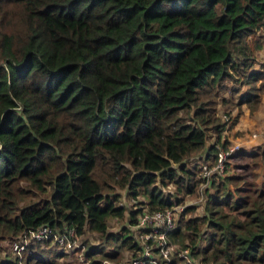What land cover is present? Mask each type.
<instances>
[{
    "label": "trees",
    "instance_id": "obj_1",
    "mask_svg": "<svg viewBox=\"0 0 264 264\" xmlns=\"http://www.w3.org/2000/svg\"><path fill=\"white\" fill-rule=\"evenodd\" d=\"M259 31L264 0H0V250L29 237L41 249L27 264H58L64 252L39 244L57 242L30 237L46 226L101 236L86 258L136 256L130 225L144 207L202 193L203 214L188 204L174 219L167 264H264V188L227 186L244 165L224 176L200 165L226 145L221 82L260 78ZM121 190L145 200L127 208ZM111 218L126 223L111 231Z\"/></svg>",
    "mask_w": 264,
    "mask_h": 264
},
{
    "label": "rangeland",
    "instance_id": "obj_2",
    "mask_svg": "<svg viewBox=\"0 0 264 264\" xmlns=\"http://www.w3.org/2000/svg\"><path fill=\"white\" fill-rule=\"evenodd\" d=\"M258 35L263 43L262 47L256 51L255 55L258 60L253 66V70L258 71L260 78L252 80L251 83L243 82V79L230 80L225 79L221 83L223 87L219 89L218 102L216 104L217 114L222 119L223 122H226L225 128L220 134V141H226V145L217 146L216 156H211L209 158H204V162L201 163L200 159L191 158L190 162H198L203 164H208L211 173L222 174V176L230 173V171L236 172L233 170L235 165H244L239 171L243 173L241 179H236L231 182H227V186L230 189H234L235 186L243 187L250 189L252 192L264 188V31H259ZM253 85V87H252ZM235 89L231 94V89ZM257 94V100L249 102H241V96L244 95L245 91L249 89ZM215 91V88L214 90ZM237 91V92H236ZM222 94V98L220 95ZM241 95V96H240ZM215 141V136L209 135L207 138V143H212ZM263 152V153H262ZM205 151L203 152V154ZM222 154V164H218L219 154ZM263 155H262V154ZM245 167V169H244ZM203 169V167H201ZM204 171V169H203ZM202 171V173H203ZM219 177V176H218ZM173 184H167L163 187L165 192H172L174 190ZM258 192V191H257ZM125 191L121 190V198L118 200V204H122L127 208H138L140 207L139 202L144 201L143 196L138 198H130L125 195ZM204 194L200 195H189L184 199L183 203L176 206L170 207L174 212V219H178L179 211L183 209L184 206L188 204H194L196 206L193 212L188 213L187 215L195 216L196 214L204 213ZM126 223L124 218L117 220L115 218L109 219V225L111 231H120V227ZM85 239L87 242L85 243ZM13 241H19L14 239ZM7 244L5 240L3 241V248L0 250V261L4 254L7 258L18 257V264H27L26 260L29 256V253H34L41 248H37L35 251L32 248L27 247L22 252L17 251L16 253L12 244ZM76 245L74 249L65 252L59 247L58 244L49 243L46 244L43 241L40 247L46 251L44 257L52 258L53 251H63L64 254L61 257L56 258L58 264H122L125 260L132 257L131 251L123 248L119 254L115 257L110 258L108 256H102L100 254L93 255L90 258H86L84 251L87 248V245L97 244L98 242L104 241L101 236H98L94 232H88L83 236H76L75 238ZM35 242V241H34ZM34 245V244H32ZM7 247V249H4ZM115 247L112 244H106L104 251L113 252ZM34 251V252H33ZM42 253V252H41ZM43 254V253H42ZM52 254V255H51ZM30 264H33L31 262Z\"/></svg>",
    "mask_w": 264,
    "mask_h": 264
},
{
    "label": "built area",
    "instance_id": "obj_3",
    "mask_svg": "<svg viewBox=\"0 0 264 264\" xmlns=\"http://www.w3.org/2000/svg\"><path fill=\"white\" fill-rule=\"evenodd\" d=\"M219 164H222L221 153L219 154L217 166ZM202 167L204 175L210 173V169H208L206 164H203ZM130 227L136 236L138 255L132 256L122 264H167L170 262L172 255L176 252V245L168 237L170 230L174 227V212L172 208L151 210L148 207H144L138 213L135 223L130 225ZM73 233V229L69 231V234H65L42 226L32 232L30 237L33 239L52 238L59 247L69 251L76 245V237H73V239L69 237ZM29 242V237H26L22 241H14L12 247L15 251H21L26 248ZM185 251L182 254H185Z\"/></svg>",
    "mask_w": 264,
    "mask_h": 264
}]
</instances>
